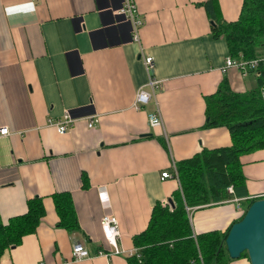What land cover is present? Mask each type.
<instances>
[{"label":"crops","instance_id":"obj_1","mask_svg":"<svg viewBox=\"0 0 264 264\" xmlns=\"http://www.w3.org/2000/svg\"><path fill=\"white\" fill-rule=\"evenodd\" d=\"M243 1L135 0L143 20L137 42L116 12L123 0H0V126L9 128L0 136V219L24 214L35 196L44 208L36 230L6 248L0 264H129L128 255L138 254L133 236L146 228L153 205L171 208L180 189L178 174L161 179V172L177 173L180 160L231 144L226 127H204V96L224 78L234 91L252 89L258 71L221 70L228 46L211 37L204 3L233 21ZM150 78L159 87L137 107L136 93L150 90ZM65 111L75 121L60 134L49 120ZM149 113L162 124L151 126ZM239 159L246 195L189 208L194 234L224 232L240 217L235 199L244 208L264 196V148ZM58 192L71 195L78 230L58 226ZM103 214L117 219L119 253H99L108 250ZM77 242L89 252L80 260L72 256Z\"/></svg>","mask_w":264,"mask_h":264},{"label":"trees","instance_id":"obj_2","mask_svg":"<svg viewBox=\"0 0 264 264\" xmlns=\"http://www.w3.org/2000/svg\"><path fill=\"white\" fill-rule=\"evenodd\" d=\"M204 7L211 20V37L223 38L231 57L246 60L264 57V0H244L240 15L233 21L211 13L213 7L208 2ZM257 71V84L252 89L234 91L224 78L215 93L204 96V127H226L231 144L203 148L176 163L181 188L173 192L171 208L160 202L153 205L146 228L133 236L138 257H127L129 264H227L231 260L224 242L230 226L224 232L194 234L188 208L211 206L246 195L239 158L264 148L262 64ZM228 187H232V192ZM252 200L248 198L247 203ZM53 201L59 216L58 226L68 231L78 230L71 195L58 192L53 194ZM43 214L42 199L35 196L27 201L24 214L13 216L6 223L0 219V257L25 234L33 233ZM244 256L247 257L245 251L241 253Z\"/></svg>","mask_w":264,"mask_h":264},{"label":"built area","instance_id":"obj_3","mask_svg":"<svg viewBox=\"0 0 264 264\" xmlns=\"http://www.w3.org/2000/svg\"><path fill=\"white\" fill-rule=\"evenodd\" d=\"M117 14H121L125 16L131 23V34L132 39L134 41L139 42V28L143 24L142 18L139 16V11L137 9V5L135 0H123L121 7L116 11ZM144 63L146 65L147 70L149 71L152 68V57L150 55H145L143 57ZM262 64L264 68V57L262 58H255L246 60L242 57L238 59L231 57L228 55L225 57V62L221 70L226 72L229 68H236L242 74H246L249 70L256 71L259 65ZM160 80L155 78H150L147 85L149 86L150 90H146L140 88L135 96V104L136 106H140L143 104L148 103L149 99L153 96L154 90L159 87ZM264 89V87H263ZM263 97H264V90H263ZM75 119L68 114V112H64L63 116L59 119H50L49 123L55 127L56 131L60 134L67 133L71 127L73 126ZM97 119L95 117L89 118L87 120V126L92 128L95 126ZM149 124L151 126H159L162 124L161 118L157 113H149ZM9 134V128L7 126H0V136H4ZM167 177L177 178L176 170H173V173L168 171H163L160 174V178L164 179ZM229 192H232V187H228L227 189ZM104 197V196H103ZM237 204V210L242 215L244 213V208H242L239 204V199H235ZM167 204L164 202L163 205ZM188 210H190L188 208ZM101 223V230L103 235L104 243L108 246V250H100L99 253H104L106 255L110 253H119L120 249L117 246V238L119 237V229H118V222L116 217L113 214H103L100 218ZM123 251V250H122ZM89 255L88 250L83 246V244L77 242L72 247V256L75 260H80L84 257ZM138 254H129L128 256H133Z\"/></svg>","mask_w":264,"mask_h":264},{"label":"water","instance_id":"obj_4","mask_svg":"<svg viewBox=\"0 0 264 264\" xmlns=\"http://www.w3.org/2000/svg\"><path fill=\"white\" fill-rule=\"evenodd\" d=\"M224 242L231 259L245 251L250 264H264V196L253 198L242 217L230 225Z\"/></svg>","mask_w":264,"mask_h":264},{"label":"rangeland","instance_id":"obj_5","mask_svg":"<svg viewBox=\"0 0 264 264\" xmlns=\"http://www.w3.org/2000/svg\"><path fill=\"white\" fill-rule=\"evenodd\" d=\"M178 174V173H177ZM178 183H179V185H180V181H179V178H178ZM181 188V187H180ZM247 205H248V203H243V207H244V209H246L247 208Z\"/></svg>","mask_w":264,"mask_h":264}]
</instances>
